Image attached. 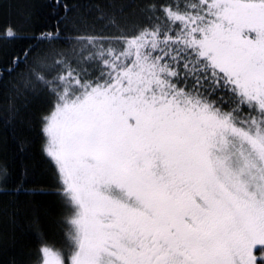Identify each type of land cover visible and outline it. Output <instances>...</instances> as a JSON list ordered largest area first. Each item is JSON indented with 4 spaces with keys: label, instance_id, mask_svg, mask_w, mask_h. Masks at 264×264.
<instances>
[{
    "label": "snow or ice",
    "instance_id": "1",
    "mask_svg": "<svg viewBox=\"0 0 264 264\" xmlns=\"http://www.w3.org/2000/svg\"><path fill=\"white\" fill-rule=\"evenodd\" d=\"M140 12L31 66L26 87L52 98L43 151L70 243L65 256L42 242L37 264H264V0H141Z\"/></svg>",
    "mask_w": 264,
    "mask_h": 264
},
{
    "label": "trees",
    "instance_id": "2",
    "mask_svg": "<svg viewBox=\"0 0 264 264\" xmlns=\"http://www.w3.org/2000/svg\"><path fill=\"white\" fill-rule=\"evenodd\" d=\"M63 2L67 13L50 0H0V264H37L42 242L70 248L68 209L57 191L55 166L43 151L41 118L52 98L42 86L26 87L31 66L56 52L70 54L78 34L116 35L109 17L128 27L143 21L141 0ZM57 26L60 35L51 42L36 39ZM8 28L15 37L5 35ZM29 46L28 63L9 73L13 56Z\"/></svg>",
    "mask_w": 264,
    "mask_h": 264
},
{
    "label": "rangeland",
    "instance_id": "3",
    "mask_svg": "<svg viewBox=\"0 0 264 264\" xmlns=\"http://www.w3.org/2000/svg\"><path fill=\"white\" fill-rule=\"evenodd\" d=\"M46 155V154H45ZM49 158V157H48ZM50 159V158H49ZM53 163V162H52ZM59 250H61L65 256H67L69 249L62 247V248H58ZM257 257L260 258L262 255H264V253H261L260 251H257Z\"/></svg>",
    "mask_w": 264,
    "mask_h": 264
}]
</instances>
